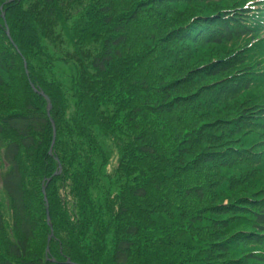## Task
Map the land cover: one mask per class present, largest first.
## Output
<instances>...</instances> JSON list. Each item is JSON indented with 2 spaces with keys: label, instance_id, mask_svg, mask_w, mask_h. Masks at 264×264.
I'll return each mask as SVG.
<instances>
[{
  "label": "trees",
  "instance_id": "obj_1",
  "mask_svg": "<svg viewBox=\"0 0 264 264\" xmlns=\"http://www.w3.org/2000/svg\"><path fill=\"white\" fill-rule=\"evenodd\" d=\"M0 149V264H264V0H0Z\"/></svg>",
  "mask_w": 264,
  "mask_h": 264
},
{
  "label": "rangeland",
  "instance_id": "obj_2",
  "mask_svg": "<svg viewBox=\"0 0 264 264\" xmlns=\"http://www.w3.org/2000/svg\"><path fill=\"white\" fill-rule=\"evenodd\" d=\"M61 67V68H60ZM57 68V72H58V78L59 80H63V81H70L71 77V70L68 68V66H60ZM104 149L106 150V152L109 154V156L111 157V166L110 169H107L108 172L113 171L116 168L117 165V160H118V154H117V150L116 147L113 146L110 142L105 141L104 143ZM0 164L2 163V165H0V172L2 170H4L6 167V163L3 162V156H2V150L0 149ZM106 178L104 177L101 181H99V188H97L98 191H96V198L99 199V197H102V194L104 195V188H106L107 186L106 184ZM0 198L3 202L4 208L6 211H9V203L6 200L3 192H2V188H1V183H0ZM49 212V211H48Z\"/></svg>",
  "mask_w": 264,
  "mask_h": 264
},
{
  "label": "water",
  "instance_id": "obj_3",
  "mask_svg": "<svg viewBox=\"0 0 264 264\" xmlns=\"http://www.w3.org/2000/svg\"><path fill=\"white\" fill-rule=\"evenodd\" d=\"M8 33V35H9V32H7ZM41 95H43L44 96V94L41 92L40 93ZM55 140H56V132H55V129H54V138H53V144H52V146H54V144H55ZM50 153L52 154V149H51V151H50ZM58 175V173H55V176H57ZM51 180V179H50ZM49 180V181H50ZM44 191V193H45V189L43 190ZM45 200H46V202H47V198L45 197ZM50 220V218H49V214H48V221Z\"/></svg>",
  "mask_w": 264,
  "mask_h": 264
}]
</instances>
